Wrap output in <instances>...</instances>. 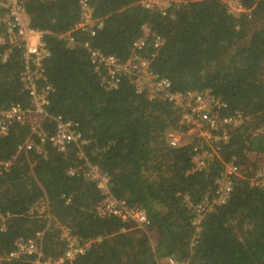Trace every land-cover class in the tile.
<instances>
[{
    "label": "trees",
    "instance_id": "obj_1",
    "mask_svg": "<svg viewBox=\"0 0 264 264\" xmlns=\"http://www.w3.org/2000/svg\"><path fill=\"white\" fill-rule=\"evenodd\" d=\"M88 1L102 22L94 34L76 27L81 0H26L31 24L47 31L51 48L44 64L54 89L48 110L79 121L86 141L51 158L22 151L0 174V206L15 213L8 229L0 231V254L19 236L46 228L44 249L57 256L65 248L58 223H66L84 238L101 237L75 264H159L169 256L187 264H264V186L251 179L264 170L253 159H264V0H240L245 7L240 13L230 12L226 0H170L165 12L145 7L142 0ZM144 24L151 34L135 48ZM69 31L74 42L66 38ZM155 35L164 37L160 48L151 45ZM85 42L120 61L133 52L146 57L157 77L171 82L169 91L210 89L226 102L224 114L241 112L243 121L229 127L231 138L221 143L218 155L192 171L197 138L170 142V133L186 131L178 118L181 107L164 95L150 98L147 89L138 91L134 74L119 75L117 86L108 88ZM22 63L20 49L6 61L0 57V109L28 105ZM54 122L42 120L45 127ZM28 129L11 125L0 139L1 158L15 153V143L28 136ZM233 156L242 174L233 178L229 199L202 215L200 236L192 245L193 205L213 194L224 161ZM89 164L109 171L116 196L147 211L149 231L118 215L98 214L102 195L95 182L68 174L73 165ZM45 194L54 209L50 222L28 213Z\"/></svg>",
    "mask_w": 264,
    "mask_h": 264
},
{
    "label": "built area",
    "instance_id": "obj_2",
    "mask_svg": "<svg viewBox=\"0 0 264 264\" xmlns=\"http://www.w3.org/2000/svg\"><path fill=\"white\" fill-rule=\"evenodd\" d=\"M229 11L240 13L245 10L240 0H226ZM145 7L154 8L165 12L171 6L170 0H142ZM80 21L76 27L87 30L91 28V34L95 33L94 26L101 25L93 15V9L88 0H81ZM46 30L31 24L27 11L26 0H0V57L2 61L8 60L12 54L20 49L22 51L21 80L28 95V105L20 102L11 103L0 109V139L4 138L11 125L18 123L28 127L29 134L15 143V153L10 157H0V174L4 170H10L15 163L18 154L32 150L35 154L45 158L54 157L56 152H65L72 145H81L82 133L79 131V121L67 118L62 114H52L48 110L51 103V93L54 90L45 69V61L51 54V48L45 39ZM65 34V33H64ZM63 34V35H64ZM151 34L149 25L142 26V34L135 42V48H142ZM66 38L74 42L71 31L66 33ZM154 48H160L164 44V37L155 35L150 39ZM89 47L91 60L95 63V70L101 74L102 81L108 84V88L117 86L118 76L134 74L135 85L138 91L148 90L149 97L164 95L180 106L182 112L179 121L186 126L185 132L174 131L170 133V142L176 145L181 137L188 136L197 141L192 142L194 154L192 157V171L204 168L211 158L218 155L221 143H226L231 138L229 127L239 125L243 121L241 112L224 114L222 108L227 104L216 96L210 89L205 91L194 90L182 93L169 91L171 82L165 78H158L151 67L148 58L135 52L124 61H120L113 54H104L99 49ZM110 86V87H109ZM50 117L55 122L52 126H43L42 120ZM89 165L70 167L69 175L82 174L95 182L102 199L97 203L96 210L100 216L114 214L123 220L134 223V227L149 231L150 218L147 211L141 207L130 204L127 198L118 197L111 187V176L107 169ZM241 167L237 158L224 161V168L215 181L212 195H205L193 205L195 212L193 223L196 225V233L192 238V245L200 236V221L202 215L212 209L216 204L225 203L234 188L233 178L241 175ZM252 183L264 186V170H259L251 177ZM70 197L67 198V201ZM28 213L39 215L52 220L54 209L51 200L45 194L34 204ZM13 213L7 205L0 206V231L8 229V221ZM59 238L65 244L64 250L57 256L47 254L44 249L46 228L36 230L32 236L21 235L14 241V247L4 254H0V260H23L32 264H75V259L85 254L95 241L101 237L84 238L74 232L72 226L66 223H58ZM159 264H187L169 256Z\"/></svg>",
    "mask_w": 264,
    "mask_h": 264
},
{
    "label": "rangeland",
    "instance_id": "obj_3",
    "mask_svg": "<svg viewBox=\"0 0 264 264\" xmlns=\"http://www.w3.org/2000/svg\"><path fill=\"white\" fill-rule=\"evenodd\" d=\"M255 156H256V155H255ZM255 156H253V159H254V160L257 159V160L261 163V165H264V159H263V160L259 159L261 155L258 156V157H255Z\"/></svg>",
    "mask_w": 264,
    "mask_h": 264
}]
</instances>
